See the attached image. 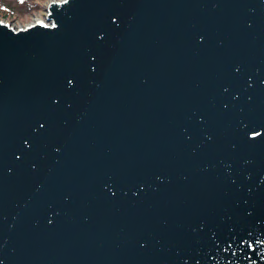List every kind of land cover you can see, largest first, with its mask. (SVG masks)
I'll return each instance as SVG.
<instances>
[{
  "label": "water",
  "instance_id": "1",
  "mask_svg": "<svg viewBox=\"0 0 264 264\" xmlns=\"http://www.w3.org/2000/svg\"><path fill=\"white\" fill-rule=\"evenodd\" d=\"M0 21V264H264V0H57Z\"/></svg>",
  "mask_w": 264,
  "mask_h": 264
},
{
  "label": "rangeland",
  "instance_id": "2",
  "mask_svg": "<svg viewBox=\"0 0 264 264\" xmlns=\"http://www.w3.org/2000/svg\"><path fill=\"white\" fill-rule=\"evenodd\" d=\"M50 0H33L32 8L26 2L20 0H0V21L10 26H24L35 17H41L45 21V4ZM44 14V15H43Z\"/></svg>",
  "mask_w": 264,
  "mask_h": 264
},
{
  "label": "bare ground",
  "instance_id": "3",
  "mask_svg": "<svg viewBox=\"0 0 264 264\" xmlns=\"http://www.w3.org/2000/svg\"><path fill=\"white\" fill-rule=\"evenodd\" d=\"M53 1H57V0H50L49 2H47V3L45 4V6L48 7L49 3L53 2ZM43 15H44V14H43ZM37 20H42V19H41V17H35V18L32 19V21H30V22H28V23H34V22H36ZM42 21H43V20H42ZM46 23H47V22H46ZM15 27H17V26H15Z\"/></svg>",
  "mask_w": 264,
  "mask_h": 264
},
{
  "label": "trees",
  "instance_id": "4",
  "mask_svg": "<svg viewBox=\"0 0 264 264\" xmlns=\"http://www.w3.org/2000/svg\"><path fill=\"white\" fill-rule=\"evenodd\" d=\"M20 1L23 3L26 2L32 8L35 6V4L33 3V0H20Z\"/></svg>",
  "mask_w": 264,
  "mask_h": 264
}]
</instances>
